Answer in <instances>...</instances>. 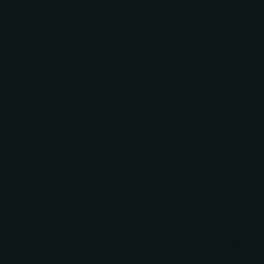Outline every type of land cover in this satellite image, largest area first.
Wrapping results in <instances>:
<instances>
[{"label": "water", "instance_id": "water-1", "mask_svg": "<svg viewBox=\"0 0 264 264\" xmlns=\"http://www.w3.org/2000/svg\"><path fill=\"white\" fill-rule=\"evenodd\" d=\"M0 264H264V0H0Z\"/></svg>", "mask_w": 264, "mask_h": 264}]
</instances>
